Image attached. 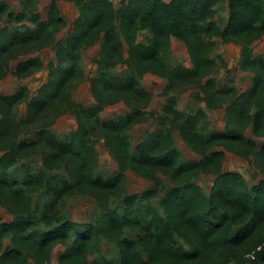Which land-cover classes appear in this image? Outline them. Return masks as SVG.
I'll list each match as a JSON object with an SVG mask.
<instances>
[{
  "label": "trees",
  "instance_id": "obj_1",
  "mask_svg": "<svg viewBox=\"0 0 264 264\" xmlns=\"http://www.w3.org/2000/svg\"><path fill=\"white\" fill-rule=\"evenodd\" d=\"M66 1L78 7L79 15L62 40L57 33L68 20L60 0H50L46 18L38 0H24L22 12L0 3V22L8 16L11 23L0 27V77L12 73L24 78L41 70L45 63L35 52L50 46H55L58 60L49 63L50 78L40 97H31L26 85L14 94H0V167L6 171L43 154L42 169L22 182L0 176V205L13 216L0 218V264H49L58 243L65 245L60 264H114L102 254L103 238L119 247L120 264H264V178L250 185L239 171L222 170L229 150L255 156L264 175V145L245 135L251 127L255 135L264 136V54H255L253 46L264 36V0H121L120 7L113 0ZM225 1L228 17L221 24L218 12ZM174 37L185 42L192 66L164 60ZM214 37L241 44V67L252 74L253 85L242 93L233 91L225 130L204 133L205 109L186 113L171 93L180 83L196 85L209 107L218 106L219 90L211 74L219 62L209 55ZM97 43L102 69L92 78L95 103L85 106L68 89L85 77L84 50ZM149 71L168 80L166 114L159 116L158 129L133 149L128 130L151 114L147 107L154 95L141 84ZM120 100L132 111L116 118L102 116ZM23 102L28 109L19 115L16 108ZM66 111L76 116L78 125L69 138H62L43 120L50 112ZM174 129L201 159L180 161ZM98 137L116 158L118 171L112 177L97 171ZM128 169L156 182L143 192L129 193ZM59 170L70 180L52 185L51 173ZM160 171L174 181L161 199L163 210L151 202L162 192ZM201 172L217 174L210 194L194 180ZM45 185L53 199L38 218L32 194ZM74 193L97 199L95 223L60 215V203ZM113 196L121 201L111 204ZM136 202L144 205L143 215L137 213ZM128 228L138 230L137 238Z\"/></svg>",
  "mask_w": 264,
  "mask_h": 264
},
{
  "label": "rangeland",
  "instance_id": "obj_2",
  "mask_svg": "<svg viewBox=\"0 0 264 264\" xmlns=\"http://www.w3.org/2000/svg\"><path fill=\"white\" fill-rule=\"evenodd\" d=\"M39 9L43 16L46 18L49 9L50 0H38ZM116 6H121V0H113ZM7 2L11 6V9L16 12H22L26 10L24 0H0V3ZM62 12L68 20V25L65 26L60 32L57 33L58 40L65 39L69 33L73 30L74 22L79 15L78 7L71 1L60 0L59 2ZM228 17V2H224V6L219 8L218 20L221 24H224ZM27 24L31 23L26 21ZM10 24L8 16H5L4 20L0 22V27ZM14 26L18 25L17 22L13 23ZM142 37V36H141ZM211 41L213 46L209 51L211 57L217 58L219 65L215 71L211 74L217 82V88L219 90V103L215 108L209 107L205 100L201 99L203 95L199 86L190 85L188 83H180L175 90L171 93L177 97L178 107L186 113H193L199 109H205L207 112L206 121L202 125L201 132L210 133L215 130H225L226 126V107L229 99L233 96V91L239 93L248 91L253 85L252 74L245 71L241 67L242 60V46L236 42H224L218 37H214ZM255 54H264V36L256 40L253 44ZM100 44L97 43L84 50L83 53V65L86 71V75L83 79L75 81L72 87L69 88L71 98L75 101L82 103L85 106L93 105L95 103V97L92 91V78L97 76L101 71V65L98 62L100 57ZM35 54L40 55L43 59L45 66L41 70L36 71L30 76L24 78H18L16 75L10 73L5 77H0V94H14L22 85H26L30 89L31 97L37 98L39 96L40 89L45 86L50 78L51 70L49 67L50 62L57 63V54L55 46L47 47L41 51H36ZM29 55L22 56L21 59L26 58ZM224 60L220 61V57ZM164 60L174 65L177 63L184 64L186 66H192L191 55L185 44L181 39L174 37L171 42L169 52L165 54ZM17 60L13 62L15 65ZM168 83L167 78L160 76L153 72H147L142 79V86L153 93V99L147 110L151 112L148 119L143 122L137 123L131 129L128 130L129 138L132 141V148L135 149L136 145L143 139L150 136L152 132L159 127V116L165 115L164 105L168 102L169 95L164 93V88ZM200 94V96H199ZM28 109L27 102L19 104L16 111L19 115H25ZM132 111V107L125 101L120 100L109 105L104 111L102 116L105 118H116L125 116ZM1 117V113H0ZM44 125L50 132L57 134L62 138H69L77 128V118L70 112L66 111L61 115H57L55 112H50L45 115L43 120ZM203 126H208V130H204ZM245 135L254 138L259 147L264 145V136H257L253 133L251 127L245 131ZM33 136V135H32ZM173 137L175 146L181 153L180 161L182 163H188L194 159H201L203 156L197 153L191 145L181 136L178 129L173 130ZM45 145L41 146V151H45ZM98 151V166L97 171L104 177H112L118 171V164L113 153L107 147L103 137L97 138L96 143ZM2 151H0V155ZM43 154L38 153L32 158L21 161L16 166L9 170H4L0 167V176L6 177L10 181L17 180L22 182L31 174H36L42 169ZM222 170H236L239 171L250 185L258 183L264 178V175L260 171L256 163V157L245 158L232 151H226V157L224 158ZM69 176L63 170L55 171L51 173L50 182L52 185H59L63 181H69ZM194 180L204 187L206 192L210 194L216 187L217 174L213 172H201L194 177ZM156 181L145 177L131 169L127 170L126 176V189L129 193L143 192L144 190L153 186ZM157 183L161 186L162 192L159 197L151 200L161 210L164 209L162 205V197L166 194L168 189L174 185V181L165 172L160 171L158 173ZM50 185V184H49ZM112 198V199H111ZM111 204H117L121 200L115 196L111 197ZM53 199L52 192L48 191L47 186L42 190L32 194V202L34 204L35 214L38 218L42 216L45 204ZM122 205V203H121ZM135 208L138 214H144V205L140 202H136ZM60 215L66 216L75 221L93 222L98 219L100 211V204L97 199L89 194L74 193L68 195L60 203ZM0 218L4 220H11L13 218L5 207L0 205ZM128 233L132 238H137L138 230L128 228ZM65 250V245L58 243L52 251L51 261L49 264H60L59 256ZM102 254L108 260H111L114 264H120V250L115 242L103 238L102 240Z\"/></svg>",
  "mask_w": 264,
  "mask_h": 264
}]
</instances>
